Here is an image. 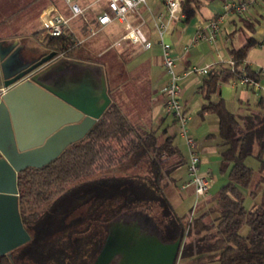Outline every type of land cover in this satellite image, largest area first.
Masks as SVG:
<instances>
[{
  "label": "trees",
  "instance_id": "1",
  "mask_svg": "<svg viewBox=\"0 0 264 264\" xmlns=\"http://www.w3.org/2000/svg\"><path fill=\"white\" fill-rule=\"evenodd\" d=\"M203 1L216 0L180 2L187 19ZM48 43L58 52L70 55L76 47L71 38L64 36H49ZM254 44L249 37L240 48L230 49L233 69L230 65L211 69L203 81L207 102L200 106L198 114L217 116L221 170L230 166L227 181L206 199L207 208L202 205V211L191 218L177 214L166 189L176 181L173 172L184 164L183 154L166 129H145L119 104L111 102L85 134L69 143L53 160L17 173L18 212L30 239L12 251L13 261L91 264L102 244V223L122 212L139 210L154 219L164 241L181 235L182 247L175 264H264V188L258 191V186L264 184V94L257 98L256 110L242 116L230 112L223 99L210 100L220 83L238 76L264 80L262 72L249 66L241 69ZM250 155L259 162L255 179L253 168L245 163ZM97 174L113 191L110 199L94 202L99 215L85 213L68 219L66 213L58 220H46L50 217L48 206L67 195L68 184L80 185L83 179ZM244 189L251 198L261 193L260 202L246 208ZM72 196L76 201L73 208L79 210L82 201L76 194ZM0 264L12 263L4 254L0 255Z\"/></svg>",
  "mask_w": 264,
  "mask_h": 264
},
{
  "label": "crops",
  "instance_id": "2",
  "mask_svg": "<svg viewBox=\"0 0 264 264\" xmlns=\"http://www.w3.org/2000/svg\"><path fill=\"white\" fill-rule=\"evenodd\" d=\"M242 3L245 4V10L237 14L225 11L221 0L203 1L198 8L194 7V14L189 19L186 18L181 5L178 20H169L163 0H148L146 4L139 6L137 13H127V20L132 25H138L146 41L150 43L146 48L142 43H134L126 37L127 28L119 20L112 17L107 23L98 21L97 18L102 14L110 15L107 0H69V3L65 0H1L0 44L11 49L10 51L14 50L24 63H39L42 69L49 66L50 73L52 72L54 76L66 72L75 78L77 75L73 71L75 69L73 62L93 68L101 67L109 104L111 102L119 104L130 117H133L135 123L145 129L154 128L158 132L166 129L167 135L173 138L183 154L184 164L173 172L176 180L171 184L173 189H166L169 200L170 194L175 193L180 203L192 197L194 201L201 199L197 205H204L203 208H207L206 199L227 181L230 168L228 166L221 170L222 148L218 145L216 137L218 118L214 114H198L200 106L207 102L202 90L205 76L192 73L184 77L181 81V102L190 117L189 134L196 140L200 171L211 173L207 193L202 197H196L192 185L182 187L187 180L188 150L179 135L177 123L164 112V88L168 77L162 67V52L156 27L161 22L165 23L163 39L171 46L179 72L192 66L209 65V71L229 66L231 61L229 50L240 48L251 37L255 44L248 50L242 67L249 66L264 74V0H243ZM70 4L78 5L83 14L74 15L70 10ZM56 12L68 20L62 36L75 42L76 47L72 55L58 52L48 43L49 36L46 30ZM212 22H216L218 27L213 38L210 29ZM112 61L119 63L117 82L114 80L112 82L113 70L108 68ZM236 79L220 83L217 91L210 96V100L216 101L221 98L227 107V99L237 95L240 87L256 92L257 98L263 94L262 91H255ZM86 81L82 79V83L86 84ZM261 82L264 85V80ZM71 85L70 90L74 91L77 86L74 83ZM67 92L69 100L71 91ZM244 92H241L237 100L241 104L246 100L249 107L250 97ZM137 98L143 108L134 104ZM31 103L32 111L46 113L45 110L49 109V104L43 102L41 98H33ZM30 115L32 120L38 117L37 114ZM166 119H170L172 125L165 126ZM193 121L195 124L191 125ZM215 175L217 179H214ZM215 184L219 187L214 188ZM257 199L253 203L258 204L260 200ZM172 205L176 208L173 203Z\"/></svg>",
  "mask_w": 264,
  "mask_h": 264
},
{
  "label": "water",
  "instance_id": "3",
  "mask_svg": "<svg viewBox=\"0 0 264 264\" xmlns=\"http://www.w3.org/2000/svg\"><path fill=\"white\" fill-rule=\"evenodd\" d=\"M10 50L0 44V210L6 211L12 199L14 221L7 232L0 223V255H7L11 263L16 264L12 251L30 239L18 213L17 173L53 160L69 143L85 134L110 100L103 78L102 85L91 92H83L77 86L68 100L55 90L56 76L50 73L49 66L42 69L39 63H24ZM72 64L74 67L82 65ZM34 96L53 99L63 109L55 112L54 118L59 121H34L33 127H21L20 123L26 122L21 121L23 116L32 111ZM28 128L38 138L36 143L28 142ZM102 227V244L91 264H175L178 259L181 235L164 241L154 219L142 211L122 212L102 223Z\"/></svg>",
  "mask_w": 264,
  "mask_h": 264
},
{
  "label": "built area",
  "instance_id": "4",
  "mask_svg": "<svg viewBox=\"0 0 264 264\" xmlns=\"http://www.w3.org/2000/svg\"><path fill=\"white\" fill-rule=\"evenodd\" d=\"M69 3V0H65ZM148 0H107V6L110 11V15L107 13L102 14L97 19L100 23H107L113 17L120 22L124 23L127 28L126 37L134 43H142L144 47H149L150 43L146 41L143 32L138 25H132L127 20V13H137L140 5H144ZM169 20H178L179 13L181 11V4L179 0H163ZM71 12L74 15H82L83 10L76 4L69 5ZM223 8L225 11H233L237 14L242 13L245 10L244 3H237L234 1H227L224 3ZM67 19L59 13H55L52 17L51 24L46 30V34L50 37H59L64 33V28L67 24ZM166 28L165 23L161 22L157 27L156 31L159 36V45L162 52V67L168 77L166 87L164 88V112L171 116L172 119L177 123L179 128V135L184 140L188 150V161L186 164L187 180L182 185H192L196 197L204 196L210 186V175L209 171L203 173L200 171V158L198 155L196 140L189 134L187 125L190 117L181 102L182 86L181 81L184 77L196 73L199 75H207L209 72V65L205 66H192L186 68L184 71L179 72L176 69L174 56L169 43L164 41L163 33ZM217 23L212 22L210 24L211 38L217 30ZM200 36V35H199ZM230 67L233 69V63L230 61ZM239 81L247 87L253 90L262 91L264 94V85L261 81L249 80L245 76H238Z\"/></svg>",
  "mask_w": 264,
  "mask_h": 264
},
{
  "label": "rangeland",
  "instance_id": "5",
  "mask_svg": "<svg viewBox=\"0 0 264 264\" xmlns=\"http://www.w3.org/2000/svg\"><path fill=\"white\" fill-rule=\"evenodd\" d=\"M1 1V0H0ZM118 65V67H116ZM108 67L110 70H113L112 72V82L114 80V82H117V80L119 81V78L117 77L118 74V70H119V63L116 62H111L109 63ZM242 69V66H241ZM75 72V74L77 75L75 78L72 77V75H68V73H63V74H58V76L55 77V90L58 93H61L63 95H67L69 91L72 88L71 83H74L76 86H78L79 89H81V91L83 90V92H91L93 91V89H95L96 87H98L100 84L102 85V78H103V70L101 67L96 66V68L94 67H90V66H75V69L73 70ZM70 73H72V71H70ZM95 77V78H94ZM117 77V78H116ZM82 79L87 80L86 84L82 83ZM91 82H90V81ZM104 80V79H103ZM235 80H237L235 78ZM100 81V83H99ZM106 87V85H105ZM240 87V86H239ZM102 89V86H101ZM240 90H238V94L234 95L232 98H228L227 99V108L234 113L236 116H242L244 114H248L251 113L253 111H255V100L257 98V93L256 92H252L250 90H247L245 88H238ZM85 90V91H84ZM245 91L244 93L248 94L250 97V103H249V107L246 104V100H244V103L241 104L238 102V97L240 96L241 92ZM135 105L141 106L143 108L142 103L139 101V99L137 98L136 101H134ZM249 108V109H248ZM252 108V109H251ZM240 119V118H239ZM167 121H165L164 125H170L171 124V120L170 119H166ZM190 122V121H189ZM189 122L187 125L188 131H189ZM198 123H200V121H197ZM195 124V121L191 122V125ZM209 124H211V122H209ZM172 125V124H171ZM245 163L250 166L251 168H253L254 170V174H253V179H255L257 177V171L259 169V162L257 161V159L254 156H247L245 158ZM217 175V174H216ZM215 175V176H216ZM99 176L100 174L94 175L90 178H86L83 179L80 185H77L76 183H72V184H68L66 186V190L67 195L62 198L59 202H57L55 205H50L48 206L50 208V217H47L46 220H58L61 216H64L66 213L65 218L70 219V216L73 217V219L75 218H79V216L81 214H87L90 216V214L94 215V213L96 215H99V211L98 213H96V203H94L95 201H100L101 199H110L113 196V191L112 188H109L107 185H104V183H102L99 180ZM218 177L216 176L214 179H217ZM220 186V183H219ZM218 185L215 184L214 188H218ZM78 187V188H76ZM70 188L74 189L71 191L70 193ZM169 189H173V187L171 185L168 186ZM264 188V184H260L258 186V191H261ZM215 192V191H214ZM244 206L246 208H251L252 204L254 200L256 198L257 201H259L261 199L260 193L258 195H256L254 198H251L248 193L247 190L244 189ZM76 194L78 197V201H82L81 204V208H79V210L77 208H73L75 206V200L73 199L74 197L72 195ZM79 194H81V196H79ZM215 194V193H213ZM177 195L175 193H171L170 194V200L171 202L174 204L175 211L177 212L178 215H187V218H191L192 216H197L201 211V205L197 203L199 201H201V199L199 201H194V198H189L186 201H184L183 203L179 201V199L177 200ZM80 199V200H79ZM178 202V203H177ZM200 203V202H199ZM72 205V206H71ZM108 205H111L110 203H108ZM70 206L73 208L71 210L70 213ZM47 208V207H46ZM201 208V209H200ZM107 209V207H106ZM88 210V212H86ZM102 214V213H100ZM213 215V213H211V216ZM178 262V261H177ZM180 264V263H179ZM181 264H186V262H182Z\"/></svg>",
  "mask_w": 264,
  "mask_h": 264
},
{
  "label": "flooded vegetation",
  "instance_id": "6",
  "mask_svg": "<svg viewBox=\"0 0 264 264\" xmlns=\"http://www.w3.org/2000/svg\"><path fill=\"white\" fill-rule=\"evenodd\" d=\"M34 98H37V97L34 96ZM43 102H46L47 104H49V106H48L49 109L45 110L46 113H43L42 111H37V110H34V111L30 112L29 114L27 113L28 115H24L23 118L21 119V121H26V122H21L20 123L21 127L22 126L23 127L24 126L33 127L34 126V121H59L58 119L54 118L55 115H56L55 112H56V110H58V112H60L63 109L60 106H58L57 103L53 99L50 100V99L45 97V99H43ZM67 110H68L67 114L69 115L68 118L70 119V114H72L71 107H69ZM30 114H33V115L37 114L38 117L36 119L32 120L31 119L32 115H30ZM84 118L85 117H83L82 119H84ZM82 119L80 121H82ZM28 130H29V128H28ZM26 133H27V136H28V142L29 143H36L38 141V138L36 136H34V134H32L33 133L32 129H30ZM17 205H18V197H17ZM4 212H6V213H4ZM0 220H1L0 223H1V226H2V230L7 232V227L9 226V224H12V222L14 221V208L12 206V199H10L8 201V208H7L6 211L5 210H0Z\"/></svg>",
  "mask_w": 264,
  "mask_h": 264
}]
</instances>
